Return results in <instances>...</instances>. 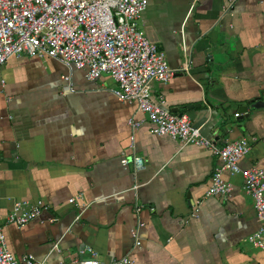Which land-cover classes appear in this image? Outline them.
<instances>
[{
	"label": "crops",
	"instance_id": "0c3cea01",
	"mask_svg": "<svg viewBox=\"0 0 264 264\" xmlns=\"http://www.w3.org/2000/svg\"><path fill=\"white\" fill-rule=\"evenodd\" d=\"M146 2L138 25L174 72L151 82L150 100L184 113L213 145L244 138L238 166L264 170V0ZM0 79V228L15 258L75 264L86 244L103 262L264 264L245 241L258 219L241 176L223 172L230 194L203 197L218 156L150 132L135 103L111 93L109 76L87 81L54 59L22 55L4 62ZM37 199L46 207L36 218L5 222L14 201Z\"/></svg>",
	"mask_w": 264,
	"mask_h": 264
},
{
	"label": "built area",
	"instance_id": "2783aa9c",
	"mask_svg": "<svg viewBox=\"0 0 264 264\" xmlns=\"http://www.w3.org/2000/svg\"><path fill=\"white\" fill-rule=\"evenodd\" d=\"M146 3V0H0V68L11 56H45L61 63L68 72L81 70L87 81L97 80L102 74L109 76L116 85L111 93L118 100L135 103L151 124L150 132L177 139L181 146L189 143L204 147L218 156L220 164L212 169L203 197L230 194L231 186L223 179V172L241 176L243 192L250 197L258 219V227L246 235L245 241L264 254V170L238 166L249 149L247 141L240 137L213 145L184 113L164 109L161 100H150L151 82H166L174 72L166 65L163 51L146 38L138 25ZM230 7L229 2L223 10ZM187 68L185 62L177 71ZM62 79L69 82V75H63ZM127 122L132 128L140 124L131 118ZM128 147L133 150L132 139ZM129 158L134 169L142 168L141 157L131 152ZM120 162L125 165L128 160L122 158ZM68 202L73 199L68 198ZM45 207L40 199L31 203L14 201L5 222L24 225ZM131 235L136 237L134 229ZM78 254L83 257L74 260L75 264L130 262L127 257L103 262L86 244L78 249ZM30 263V255L21 259L13 256L0 228V264Z\"/></svg>",
	"mask_w": 264,
	"mask_h": 264
},
{
	"label": "rangeland",
	"instance_id": "374dc122",
	"mask_svg": "<svg viewBox=\"0 0 264 264\" xmlns=\"http://www.w3.org/2000/svg\"><path fill=\"white\" fill-rule=\"evenodd\" d=\"M116 86V85H115Z\"/></svg>",
	"mask_w": 264,
	"mask_h": 264
},
{
	"label": "water",
	"instance_id": "95a60500",
	"mask_svg": "<svg viewBox=\"0 0 264 264\" xmlns=\"http://www.w3.org/2000/svg\"><path fill=\"white\" fill-rule=\"evenodd\" d=\"M169 111V110H168Z\"/></svg>",
	"mask_w": 264,
	"mask_h": 264
}]
</instances>
